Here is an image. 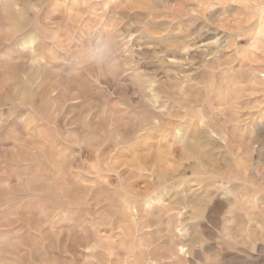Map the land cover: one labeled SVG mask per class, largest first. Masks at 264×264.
I'll return each mask as SVG.
<instances>
[{
  "label": "clouds",
  "instance_id": "1",
  "mask_svg": "<svg viewBox=\"0 0 264 264\" xmlns=\"http://www.w3.org/2000/svg\"><path fill=\"white\" fill-rule=\"evenodd\" d=\"M0 264H264V0H0Z\"/></svg>",
  "mask_w": 264,
  "mask_h": 264
}]
</instances>
